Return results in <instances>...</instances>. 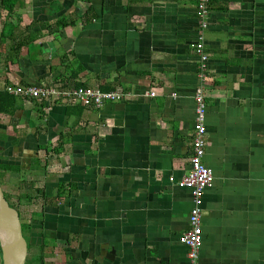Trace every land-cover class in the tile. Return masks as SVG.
<instances>
[{"label":"crops","instance_id":"0c3cea01","mask_svg":"<svg viewBox=\"0 0 264 264\" xmlns=\"http://www.w3.org/2000/svg\"><path fill=\"white\" fill-rule=\"evenodd\" d=\"M196 3L19 0L0 10V91L123 95L100 108L18 97L13 114L0 113V184L45 264H190L179 236L192 194L168 178L187 167L200 85L214 180L197 264H264V0H209L205 29Z\"/></svg>","mask_w":264,"mask_h":264},{"label":"built area","instance_id":"2783aa9c","mask_svg":"<svg viewBox=\"0 0 264 264\" xmlns=\"http://www.w3.org/2000/svg\"><path fill=\"white\" fill-rule=\"evenodd\" d=\"M197 16L202 21L201 27L205 29L206 18L209 10V0H197ZM194 52L199 57V78L205 80L207 72L208 56L204 51V39L199 36L194 43ZM4 91L13 96L24 99H37L41 101H53L61 103L77 102L86 108H100L106 103L123 100V95L118 92H102L97 88L78 87L72 89H59L55 86L45 85H20L10 84ZM150 96L155 93L151 92ZM195 115L193 119V135L191 141V153L187 160V167L183 176L176 180L173 176L168 181L181 189L191 191L193 206L190 209L188 222L189 228L179 236V241L188 248V260L190 264H197L198 250L202 244V200L206 189L210 188L214 175L203 162L206 149V104L204 88L200 85L194 93Z\"/></svg>","mask_w":264,"mask_h":264},{"label":"water","instance_id":"95a60500","mask_svg":"<svg viewBox=\"0 0 264 264\" xmlns=\"http://www.w3.org/2000/svg\"><path fill=\"white\" fill-rule=\"evenodd\" d=\"M0 251L2 264H26L27 242L18 211L5 198L0 184Z\"/></svg>","mask_w":264,"mask_h":264},{"label":"trees","instance_id":"16d2710c","mask_svg":"<svg viewBox=\"0 0 264 264\" xmlns=\"http://www.w3.org/2000/svg\"><path fill=\"white\" fill-rule=\"evenodd\" d=\"M19 0H0V10L7 12V14H10L13 12L14 6L16 2ZM4 25L2 28V31L0 32V39L5 38V30ZM15 40V38H13ZM22 46L19 44L17 46H14L12 48V53L18 55L20 49ZM67 85V83L65 84ZM18 101L19 98L17 96L9 95L4 90L0 91V113L11 115L18 107ZM0 264H2L1 261V251H0Z\"/></svg>","mask_w":264,"mask_h":264},{"label":"flooded vegetation","instance_id":"af4514ba","mask_svg":"<svg viewBox=\"0 0 264 264\" xmlns=\"http://www.w3.org/2000/svg\"><path fill=\"white\" fill-rule=\"evenodd\" d=\"M24 232H26V235H24ZM22 233H23V236H24V238L27 242V246H28V255H27L26 264H45L44 259L42 257L43 248L40 245H38L37 243L35 244L33 242V240L30 239V237L27 234V226L24 225V223H22ZM67 247H69V246H67ZM30 251L32 253L29 255ZM52 252H53V248H52ZM65 257L68 260H70L72 258L68 254H65Z\"/></svg>","mask_w":264,"mask_h":264},{"label":"rangeland","instance_id":"374dc122","mask_svg":"<svg viewBox=\"0 0 264 264\" xmlns=\"http://www.w3.org/2000/svg\"><path fill=\"white\" fill-rule=\"evenodd\" d=\"M0 49H1V52H2V50H4V46L1 45ZM1 188H2V190H3V192H4V195H5L6 200L8 201V203L10 204V206L13 207V208H15V209L18 211V213H19V212H20V207L17 206V205L15 204L16 201L12 200L11 195L8 194L9 191H7L3 186H1ZM7 192H8V193H7ZM30 193H31L30 195H34L32 191H31ZM8 195H9V196H8ZM24 235H26V232H24ZM31 253H32V252L30 251L29 255H30Z\"/></svg>","mask_w":264,"mask_h":264}]
</instances>
